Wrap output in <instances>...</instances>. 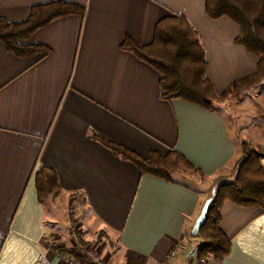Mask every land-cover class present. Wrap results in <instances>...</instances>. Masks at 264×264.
<instances>
[{"label":"crops","instance_id":"crops-1","mask_svg":"<svg viewBox=\"0 0 264 264\" xmlns=\"http://www.w3.org/2000/svg\"><path fill=\"white\" fill-rule=\"evenodd\" d=\"M48 1L0 0V17L22 21L31 4ZM64 1L82 6L83 16L57 18L26 41L48 46L46 56L17 58L0 43V264H63L50 237L78 263L68 253L77 237L97 245L102 264H194L190 231L211 180L231 172L240 144L249 145L242 132L264 137V80L211 112L178 98L162 100L157 73L119 41L125 33L148 43L158 19L183 15L200 37L216 93L250 74L256 58L234 42L233 22L205 16L203 0ZM238 111L247 129L239 128ZM96 138L142 158L174 150L204 179L140 176ZM39 166L55 173L59 188L43 204L33 186ZM54 201L65 204L61 222ZM70 208L77 218L73 239L66 227ZM219 217L228 254L201 264H264V212L223 202Z\"/></svg>","mask_w":264,"mask_h":264},{"label":"trees","instance_id":"trees-1","mask_svg":"<svg viewBox=\"0 0 264 264\" xmlns=\"http://www.w3.org/2000/svg\"><path fill=\"white\" fill-rule=\"evenodd\" d=\"M83 12L82 6L64 0L33 3L22 21L11 22L0 17V43L17 58L33 57L37 61L50 53V48L42 43L26 42L32 33L57 18L68 15L82 17ZM203 12L208 19L225 17L233 22L237 27L234 42L256 58L250 74L232 80L219 93L214 91L206 76L207 63L200 37L181 14L171 12L158 19L148 43H136L124 33L119 47L157 73L160 99L178 98L211 112L214 104L237 98L240 93L258 87L264 80V0H203ZM96 139L113 156L132 164L140 176L147 175L167 183L173 182L174 174L198 181L204 179L200 170L174 150L169 149L163 154L150 152L142 158L127 148ZM262 159L264 149L257 152L242 142L240 157L231 172L211 180L206 198L211 191L213 196L195 236L199 243L193 247L194 264H201L206 258L222 260L228 254L229 238L219 227V210L223 202L238 207H255L264 212ZM33 186L38 204L59 194L55 173L44 166L35 170ZM76 240L83 243L78 237ZM57 251L65 250L57 248ZM68 253L73 254V251ZM80 263L94 264L84 259Z\"/></svg>","mask_w":264,"mask_h":264},{"label":"built area","instance_id":"built-area-1","mask_svg":"<svg viewBox=\"0 0 264 264\" xmlns=\"http://www.w3.org/2000/svg\"><path fill=\"white\" fill-rule=\"evenodd\" d=\"M66 227L68 235L73 239L77 234V218L75 217L73 209H68L66 211ZM48 244L51 249L55 250L57 254V258L63 264H80L75 259L70 258L63 252H59L56 250V242L52 237L48 239ZM175 251V248L171 249L169 252V256H172ZM73 255L77 259H84L91 261L94 264H102L99 258V251L96 244L84 243V244H76L73 248ZM41 256L40 258H42ZM202 262V261H201Z\"/></svg>","mask_w":264,"mask_h":264},{"label":"rangeland","instance_id":"rangeland-1","mask_svg":"<svg viewBox=\"0 0 264 264\" xmlns=\"http://www.w3.org/2000/svg\"><path fill=\"white\" fill-rule=\"evenodd\" d=\"M241 94V93H240ZM239 94V95H240ZM230 99V98H228ZM262 100V105H264V93L260 95V101ZM235 107V106H234ZM237 107L239 109H242V106L241 104H237ZM241 116V113L240 111H238V113L236 114V117H239V120H238V125H239V128L242 130V128H245L246 126L248 125H242V118L240 117ZM248 127H246L245 129H247ZM247 131V130H246ZM245 136V138L247 139V141H249V145L255 150V151H262L264 149V137H257V138H253L251 135L249 134H245L244 132H242ZM222 173L224 175H227L229 174L230 172H228V170H223ZM227 173V174H226ZM189 179H193L192 177H190ZM61 200V199H59ZM52 204H55V211H54V214L53 216L55 217V220L58 222H61V218L63 217V212H62V209L64 207V202L61 201L58 205V203H56L54 201V203L52 202ZM192 240H194L195 242L193 243V245H196L199 243V240L195 237L192 238ZM177 256V255H176ZM194 260V259H193Z\"/></svg>","mask_w":264,"mask_h":264},{"label":"water","instance_id":"water-1","mask_svg":"<svg viewBox=\"0 0 264 264\" xmlns=\"http://www.w3.org/2000/svg\"><path fill=\"white\" fill-rule=\"evenodd\" d=\"M212 196H213V193L211 191L209 197L205 198L204 202L202 203V205L200 207L199 213H198L197 217L195 218L193 225L191 227L190 234L192 237L196 236L197 230H198L199 226L201 225V223L203 222L206 209L211 202Z\"/></svg>","mask_w":264,"mask_h":264}]
</instances>
